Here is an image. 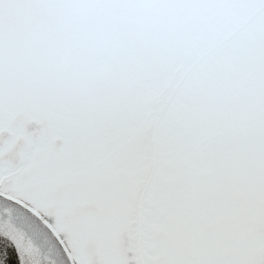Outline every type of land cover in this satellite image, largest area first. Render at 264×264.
<instances>
[{"label": "snow or ice", "instance_id": "1", "mask_svg": "<svg viewBox=\"0 0 264 264\" xmlns=\"http://www.w3.org/2000/svg\"><path fill=\"white\" fill-rule=\"evenodd\" d=\"M0 264H264V0H0Z\"/></svg>", "mask_w": 264, "mask_h": 264}]
</instances>
